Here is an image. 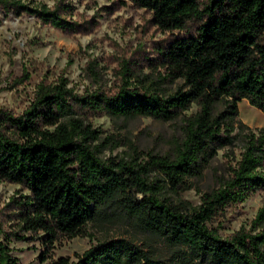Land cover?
I'll return each mask as SVG.
<instances>
[{"label":"trees","instance_id":"1","mask_svg":"<svg viewBox=\"0 0 264 264\" xmlns=\"http://www.w3.org/2000/svg\"><path fill=\"white\" fill-rule=\"evenodd\" d=\"M126 1L150 13L153 25L172 35L154 58L146 59V73L142 65L129 68L125 62L113 91L79 95L61 79L39 85L22 114L0 110V180L28 192L13 201L16 229L6 231L0 221V264H18L9 242L24 241V234L40 241V260L45 261L55 243L88 237L87 222L108 206L169 246H183L186 253H176L169 264H264V227L240 229L227 238L212 227L227 207L264 189V130L253 132L238 118V102L244 98L264 112V0ZM0 8L33 14L65 33L78 25L64 16L71 15L68 6L28 8L0 0ZM192 106L196 111L187 115ZM102 114L179 119L180 137L166 154L143 152L129 143L126 158L103 161L93 145L100 132L87 123ZM241 126L239 159L228 166L218 188L202 194L200 204L189 210L170 203L164 193L190 189L217 151L234 144ZM136 193L140 200L133 197ZM253 224H264V205ZM76 257V262L59 257L47 264H163L116 241L100 242Z\"/></svg>","mask_w":264,"mask_h":264},{"label":"rangeland","instance_id":"2","mask_svg":"<svg viewBox=\"0 0 264 264\" xmlns=\"http://www.w3.org/2000/svg\"><path fill=\"white\" fill-rule=\"evenodd\" d=\"M28 8L45 5L50 9L71 8L67 19L77 22L76 31L65 33L40 22L33 14L0 8V110L20 115L29 106L39 85L56 84L64 79L75 94L86 91H113L121 83L123 63L129 68L140 64L143 73L146 59L155 57L156 49L171 38V33L159 31L151 21L150 13L138 9L126 0H16ZM63 13L62 11H60ZM178 32H174L176 36ZM142 70V69H140ZM196 111L192 106L187 115ZM238 118L242 126L253 132L264 130V112L253 107L247 99L238 102ZM87 123L100 132L94 142L96 156L101 160L126 158L128 144L138 150L166 154L171 144L180 137L179 119L161 122L149 117L111 119L102 114L90 117ZM242 126L236 131L233 145L219 149L190 189L179 194L164 193L170 203L181 210L200 204L201 195L212 192L225 177L241 153ZM109 138V145L103 140ZM105 142V141H104ZM121 142L113 148V144ZM98 144V145H97ZM105 146V147H104ZM28 192L18 185L0 180V221L6 231L16 229L13 201ZM140 200L142 195H133ZM264 205V189L255 190L242 203L229 206L218 216L212 227L222 238L244 229L256 232L253 224L257 211ZM88 237H76L53 245L52 252L41 262L43 246L38 239H12L9 247L18 264H47L59 257L76 262L84 251L100 242L116 241L141 249L169 264L176 255L185 254L181 245L169 246L134 223L133 219L111 206L102 207L87 222ZM125 253L121 260L125 261Z\"/></svg>","mask_w":264,"mask_h":264}]
</instances>
